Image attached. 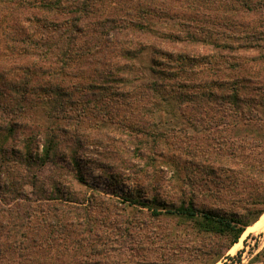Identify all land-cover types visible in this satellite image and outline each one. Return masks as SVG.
<instances>
[{"label":"trees","instance_id":"trees-1","mask_svg":"<svg viewBox=\"0 0 264 264\" xmlns=\"http://www.w3.org/2000/svg\"><path fill=\"white\" fill-rule=\"evenodd\" d=\"M262 15L264 0H0V264L224 258L264 214ZM92 169L131 190H76Z\"/></svg>","mask_w":264,"mask_h":264},{"label":"rangeland","instance_id":"rangeland-1","mask_svg":"<svg viewBox=\"0 0 264 264\" xmlns=\"http://www.w3.org/2000/svg\"><path fill=\"white\" fill-rule=\"evenodd\" d=\"M262 17H264V15H262ZM52 18L55 20L57 18H58V20L63 19L62 17H59V16H55V17L52 16ZM252 18L258 19V16H253ZM129 39H131V37H129ZM138 39H140V38H138ZM143 39H144L143 41H145V42H147V40L150 39L149 42L155 43L154 42L155 38H153V37L145 36V37H143ZM140 40H142V39H140ZM163 46H166V45L164 44ZM181 46L185 47L187 52H192L194 55H200V54L208 53V49H205V48L202 49L203 47H201L200 45H192V44L185 43ZM253 53L254 52L250 53L248 56L251 58H253L255 56L258 57L257 54L255 56H253ZM24 61H26V59H21V61H19V63H24ZM136 63L138 64V66H140L146 72V74L148 76H150L151 75L150 69H151V66L153 64L151 50L148 49L147 51H145L143 53V55L139 59H137ZM2 65H4V67H6V66L10 67V65H14V61H13V64H12V62L5 61V62H2ZM252 65L253 66L250 69L251 73H261L262 76L264 77V58H263L262 62H259L258 64L256 63V65H258V66H254L255 65L254 62H252ZM251 77H254V76L251 75ZM160 117L163 120L165 117V114L161 113ZM158 118H159V115H158ZM240 134H241V132H240ZM110 150H111V148H110ZM103 151H104V147L101 145L100 146H94V145L89 146L87 151H83L81 153V159L87 158L86 161H94L96 163L100 159H102L100 153H102ZM169 152L170 151H166V153H169ZM82 162L86 163L85 161H82ZM162 168L165 171L168 170L167 166H165V165ZM111 170H114L117 173H120V171H121V169L116 170V167H115V169L113 168ZM165 173H166L165 174L166 183H167V185H169V182H170L171 177L173 176V173L171 171L165 172ZM87 175H88L89 185H84L82 183L75 182L74 187L76 190L84 192V193H86V192L89 193V192H91L92 188L93 189L96 188L98 192L108 193L109 196H112L115 199H120V197H122V195L128 193L131 190V183L126 181V182H124V184H120L118 187H116V191L118 192V194H117V196H115V194L113 192L114 190H112V188L109 187L108 181L105 179V177L103 176V174L100 170H98V169L89 170ZM166 190L169 191V189H166ZM129 212L131 214L137 215L135 208H130ZM254 225H252V226H254ZM174 228H175V232L177 230L178 231L180 230V228H177V227H174ZM182 233L184 234L185 232L183 231ZM245 233L243 234V236L241 237L239 242L236 243L228 251L227 255L224 258L220 259L219 261L217 260V262L212 263V264H249V262L259 252H261L264 249V232L259 231L257 227H255L254 229L253 228L249 229V227H248L247 230L245 231ZM200 264H205V263L200 262ZM255 264H264V262H261V261L255 262Z\"/></svg>","mask_w":264,"mask_h":264},{"label":"bare ground","instance_id":"bare-ground-1","mask_svg":"<svg viewBox=\"0 0 264 264\" xmlns=\"http://www.w3.org/2000/svg\"><path fill=\"white\" fill-rule=\"evenodd\" d=\"M255 227H257L259 231L264 232V214L262 215L260 220L254 226L249 227V229H252V228L254 229Z\"/></svg>","mask_w":264,"mask_h":264},{"label":"water","instance_id":"water-1","mask_svg":"<svg viewBox=\"0 0 264 264\" xmlns=\"http://www.w3.org/2000/svg\"><path fill=\"white\" fill-rule=\"evenodd\" d=\"M259 221V220H258Z\"/></svg>","mask_w":264,"mask_h":264}]
</instances>
